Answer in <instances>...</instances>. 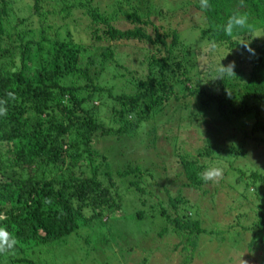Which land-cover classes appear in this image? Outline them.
Returning <instances> with one entry per match:
<instances>
[{"label": "trees", "instance_id": "obj_1", "mask_svg": "<svg viewBox=\"0 0 264 264\" xmlns=\"http://www.w3.org/2000/svg\"><path fill=\"white\" fill-rule=\"evenodd\" d=\"M93 1L29 0L30 12L6 28L5 22L12 15L6 4L11 5L12 0H0V106L7 109L0 116V216L5 217L0 224L17 239L14 249L0 253V264H36L32 250L25 244H52L74 233L81 218L96 219L103 211L115 214L120 208H114L113 201L116 197L123 198L121 188L139 194L140 200L146 194L140 203L152 199L150 216H161L171 223L176 234L184 233V248L193 247L205 230L198 220L191 219L192 207L184 206L189 202L186 195L174 196V191L164 184L158 190L155 185L159 175L153 170L149 178L155 185L145 188L140 186L142 178L146 179L139 167L113 169L105 161L95 164L92 145L99 138L132 141L148 119L154 120V124L144 137H150V145H154L160 126L157 116H167L169 122L171 102H181L186 107L189 98H200L203 105L213 109L212 120L220 125L228 127L233 123L231 129L237 130L252 117L255 121L252 132L264 134V0H208L206 8L201 6V0H182L183 7L198 13L204 24L201 38H206L222 59L220 67L213 69L217 72L216 82L206 86L199 82L203 71L199 69L197 54L191 49L177 51L176 31L166 32L148 17L143 19L138 8L141 0L132 11H125L120 0H100L96 4ZM160 4L162 7L157 9ZM153 11H157V16L172 19L177 10L164 13L163 0H152L142 12ZM58 13L63 19L74 13L78 17L76 31L85 24L92 41L83 45L53 39L57 30L49 19ZM122 13V20L130 21L132 26L117 27ZM234 14L246 15L248 23L228 36L223 26ZM35 17L37 35L33 34ZM258 33H261L258 46L239 40ZM120 41H124L120 46L134 42L147 48L148 74L134 84L130 93L113 95L115 120L106 124L96 117V110L107 103L104 98L110 90L99 84L97 70H106L109 83L124 72L130 78L138 76L131 61L114 58ZM95 50L100 51L101 62L92 56ZM235 51L237 56L247 52L246 60L228 63ZM198 113L213 114L200 110ZM45 122L48 123L44 125ZM242 133L246 139L247 133L244 130ZM215 137L212 134L206 139V146L198 149L194 157H181L187 180L183 187L202 190L207 183H213L201 179L208 164L222 167L226 163L224 173L228 174L231 166L225 157L228 153L223 145L209 141ZM230 153L245 155V151L237 148L230 149ZM85 161L91 168L89 175L77 172L80 168L77 164ZM98 167L108 175L113 171L117 174L114 184L105 185L97 178L101 172ZM251 177L254 183L264 185V173L254 170ZM117 179L121 187L115 185ZM222 181L217 185H222ZM90 207L95 211L86 216L84 211ZM259 223L256 236L258 229L264 231V220ZM165 231L166 226L161 232Z\"/></svg>", "mask_w": 264, "mask_h": 264}, {"label": "rangeland", "instance_id": "obj_2", "mask_svg": "<svg viewBox=\"0 0 264 264\" xmlns=\"http://www.w3.org/2000/svg\"><path fill=\"white\" fill-rule=\"evenodd\" d=\"M98 1L100 0H94L93 3L96 4ZM120 1L125 11H132L139 4L138 0ZM141 1V6L138 8L139 14L143 13V19L148 17L151 22L158 26L162 25L166 32L176 31L178 34L177 51L191 49L194 54H197L199 69L203 71L199 81L201 85L206 86L210 84L209 82H216L217 72L213 69L220 67L222 59L218 57L216 51L210 48L208 40L201 38L200 30L204 24L198 13L183 7L182 0H163L164 13L177 10L173 14L174 18L169 19L168 16H157V11L151 14L142 12L152 0ZM28 3L29 0H12L11 5L6 4L7 10L12 9L13 15L10 14L7 18L6 28H10L12 23L30 12ZM181 6L184 9H181ZM160 7L162 4L157 9ZM77 18L74 13L66 19L61 18L59 13L54 14L49 19L57 30V35L52 36L53 39L59 38L67 42L88 45L92 41L89 29L82 24L76 31ZM120 18L122 20L123 13ZM32 21L35 29L33 34L37 35L39 29L36 17ZM128 26H132L130 21L122 20L117 27ZM260 34L246 36L239 40L244 44L253 42L255 46H258ZM121 42L124 41L118 42L115 47L114 58L122 62L131 61L138 76L135 77L136 79L130 78V75L124 72L119 74L115 81L109 83L106 70H97L99 84L106 91L108 88L110 90L109 93L106 92L104 98L107 103L96 110V117L106 124L114 119L113 95L130 93L134 84L148 74L147 48L143 44L134 42H128L129 46L126 44L120 46ZM99 53L100 51L95 50L92 56L101 62L102 57ZM237 53L235 51L227 62L246 60L247 52L245 54L240 52L238 56ZM222 57L225 59V55ZM95 103L100 105L98 101ZM187 104L188 106L183 107L184 104L181 102L176 104L171 102L169 122H166L167 116L163 118L160 115L157 116L156 121L160 126L156 130L154 145H150V137L149 139L144 137V134L148 133V129L151 128L150 126L154 124V120L148 119L133 139L131 138L132 141L126 143L117 142L113 138L108 141L99 138L98 142L92 145L94 149L91 153L95 164L105 161L113 169L128 166L139 167L146 179L142 178V182L140 181L141 187H154L155 182L149 178L150 171L153 170L156 175H159L157 185H155L158 190L164 184L174 191V196L186 195L189 202L184 206L192 207L191 219L198 220L200 227L205 230L197 238L196 245L193 247L189 245L188 249L184 248L185 245L182 243L184 233L176 234L172 230V224L166 223L161 216L155 218L150 216L152 199L149 203L143 205L140 203L145 196L147 197L146 194L142 195L140 200L139 194L121 188L122 192L119 193L123 194V198L120 200L116 197L113 201L114 208L116 206L120 208L115 214L103 211L96 219L86 221L85 218H81L80 226L74 233L52 244L40 242H35L39 244H34V246L32 242L25 244L29 250H32L36 264H264V231L261 232L258 229L259 235H255L259 221L264 220V185L254 183L251 177L254 170L264 173V134L252 132L255 123L252 117L249 123L244 121L243 125H239L240 128L237 127V130H234L231 129L233 123L227 127L213 121L212 119L215 118L213 109L203 105L200 98H189ZM199 110L213 114L202 115L198 113ZM47 117L48 115L45 119ZM129 120L132 118L129 117ZM47 123L45 122L44 125ZM240 130L247 133L246 139ZM212 134L216 137L209 141H216L215 143L223 145L228 153L225 157L228 158L232 167L230 166L228 174L225 175L227 168L223 167L226 164L223 161L221 162V165L224 164L222 167L208 164V168L222 169L223 176L213 180V183H207L202 190L183 187L182 185L187 180L181 166V157H194L198 149L206 146V139L211 138ZM232 148L245 151V155H232L230 153ZM105 153L109 156L103 157ZM77 166H80L77 169L78 173L90 174L91 168L88 162H80ZM97 171H101L97 178L105 185H109L108 182L114 184L113 179L117 175L114 171L109 175L103 173L100 167ZM239 172L241 173L237 175ZM222 179V185H217ZM115 185L121 187L122 183L117 179ZM114 190L117 191V188ZM159 194L163 199L164 193ZM90 208L85 209L86 216L92 215L95 211H92L94 208ZM165 226L168 227V231L161 232Z\"/></svg>", "mask_w": 264, "mask_h": 264}, {"label": "clouds", "instance_id": "obj_3", "mask_svg": "<svg viewBox=\"0 0 264 264\" xmlns=\"http://www.w3.org/2000/svg\"><path fill=\"white\" fill-rule=\"evenodd\" d=\"M208 0H201V6L207 7ZM248 17L244 14H234L230 16L227 22L223 26V31L226 35L231 36L234 29H243L247 26ZM231 71V70H230ZM7 109L3 106H0V116L5 115ZM223 176V170L218 167H210L206 169L201 174V179L203 181H212L217 180ZM5 219V217L0 216V220ZM17 244V239L14 234L10 233L7 230V227L3 224H0V253L8 252Z\"/></svg>", "mask_w": 264, "mask_h": 264}]
</instances>
